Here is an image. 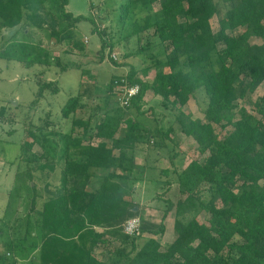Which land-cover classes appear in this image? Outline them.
I'll list each match as a JSON object with an SVG mask.
<instances>
[{
    "label": "rangeland",
    "instance_id": "374dc122",
    "mask_svg": "<svg viewBox=\"0 0 264 264\" xmlns=\"http://www.w3.org/2000/svg\"><path fill=\"white\" fill-rule=\"evenodd\" d=\"M49 1L24 7L22 20L15 26L0 25V264L38 263L44 200L76 187L104 188L106 194L126 202L131 213L121 219V230L126 233V219L138 217V232L126 233L137 236V246L148 236L158 238L162 246L171 242L177 219L195 217L207 222L209 212L200 202L210 198L211 185L202 182L185 199L187 193L178 184L180 170L192 158L202 160L204 154L180 129L177 119L178 115L203 119L207 94L199 89L185 102L177 98L172 102L174 95L164 97L148 87L137 108L131 102L122 104V85L112 84L114 78L126 80L131 67L135 77L150 82L157 62L175 54L156 42L154 22L159 4L136 2L122 18L121 4L128 0H68L66 10L88 17L71 24L57 16ZM221 5L220 12L210 18L213 29L225 12L226 5ZM26 12L33 16L26 17ZM176 52L179 64L160 66L163 71L185 68L184 54ZM263 94L264 81L234 100V113L238 116L242 107L256 113L254 101ZM72 97L75 106L63 115ZM105 117L118 121L115 136L128 131L134 134L133 146L113 166H89L86 174L65 177L70 162L87 157L73 147L77 136H82L83 143L112 142L107 134L111 127L97 131L96 124ZM129 120L135 123L131 130ZM232 128L215 124L219 137ZM118 151L115 149L116 154ZM178 201L182 203L179 211ZM161 222L163 232L155 234L153 230ZM106 237L109 241L94 252L104 264H127L122 252L129 251L130 242L110 233Z\"/></svg>",
    "mask_w": 264,
    "mask_h": 264
},
{
    "label": "trees",
    "instance_id": "16d2710c",
    "mask_svg": "<svg viewBox=\"0 0 264 264\" xmlns=\"http://www.w3.org/2000/svg\"><path fill=\"white\" fill-rule=\"evenodd\" d=\"M42 1L0 0V25H17L24 7L31 8ZM67 2L49 1L56 7L57 16L71 24L88 18L66 10ZM136 2L159 4L154 22L156 42L164 44L166 50H175V54L157 62L150 82L135 77V68L131 67L126 80L114 78L112 84H138L139 90L130 99L137 108L148 87L164 97L174 95L172 102H185L199 89L207 94L203 119L180 115L177 119L180 129L196 141L204 154L202 160L192 158L180 170L178 184L187 193L185 199L196 193L202 182L211 185L210 198L200 202L209 212L208 220L177 219L171 242L162 246L158 238L148 236L137 246V236L121 230V219L131 213L126 202L106 194L104 188L76 187L44 200L36 264H104L94 248L108 242L109 233L117 240L130 242L129 251L122 252L127 264H264V94L254 101L259 115L243 107L238 116L233 111L237 97L245 96L264 81V0H128L121 4L122 18ZM221 3L226 9L218 19L217 29H213L210 18L220 12ZM25 16L33 14L26 12ZM176 51L184 54L185 68L163 71L160 66L174 68L179 64ZM75 102V97L68 100L63 115L74 108ZM129 121L131 130L135 123ZM117 123L105 117L96 124L97 131L111 127L107 131L110 143L101 140L90 144L83 143L82 136L75 138L73 147L80 148L87 157L70 162L65 177L86 174L89 166H113L124 156L135 136L130 131L115 136ZM215 124L233 128L219 137ZM167 132L168 129L163 133ZM180 209L182 203L178 201L176 210ZM163 229L161 222L153 232L162 234ZM235 236L241 240H235Z\"/></svg>",
    "mask_w": 264,
    "mask_h": 264
},
{
    "label": "built area",
    "instance_id": "2783aa9c",
    "mask_svg": "<svg viewBox=\"0 0 264 264\" xmlns=\"http://www.w3.org/2000/svg\"><path fill=\"white\" fill-rule=\"evenodd\" d=\"M122 86L119 89L120 92V100L122 104H128L130 102L131 97L139 90L138 84H121ZM124 230L126 233L135 234L139 230V218L131 217L126 219L123 224Z\"/></svg>",
    "mask_w": 264,
    "mask_h": 264
}]
</instances>
